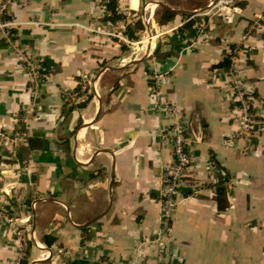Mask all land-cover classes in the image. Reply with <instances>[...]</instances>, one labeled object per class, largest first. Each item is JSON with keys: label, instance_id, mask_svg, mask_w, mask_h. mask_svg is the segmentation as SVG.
<instances>
[{"label": "crops", "instance_id": "crops-1", "mask_svg": "<svg viewBox=\"0 0 264 264\" xmlns=\"http://www.w3.org/2000/svg\"><path fill=\"white\" fill-rule=\"evenodd\" d=\"M107 2L15 0L6 11L0 214L14 224L0 219V264H264V129L237 135V101L218 67L242 48L236 71L264 118V0H117L116 22ZM215 2L236 9L233 22L217 8L192 15ZM162 11L174 17L159 25ZM128 30L148 38L146 55L131 51ZM17 50L38 66L36 88ZM153 73L191 153L162 249L152 241L173 155L170 118L151 107Z\"/></svg>", "mask_w": 264, "mask_h": 264}, {"label": "built area", "instance_id": "built-area-1", "mask_svg": "<svg viewBox=\"0 0 264 264\" xmlns=\"http://www.w3.org/2000/svg\"><path fill=\"white\" fill-rule=\"evenodd\" d=\"M14 1L15 0H3L0 3V35L6 40L9 38L12 27L14 26V23L7 17L6 11ZM213 8H217L218 16L222 22H233L236 9L230 6V4L227 2L215 3L212 9ZM210 11L199 15H205ZM258 26L259 24L256 23L254 27L251 26L250 30H256ZM91 32L95 33L99 31L97 29H92ZM196 32L203 42L208 41L204 25L199 23L196 26ZM118 37L123 42L129 43V41H127L125 38L120 36ZM131 43L134 44V42ZM241 49V47H234L231 49L228 55L229 67L225 70V74L229 78L234 97L237 101L236 117L238 124L237 135L239 137L248 136L255 130L260 131L264 129V118L259 117L253 111L254 99L246 91L244 84L240 80L236 71V58ZM16 54L18 59L24 65L32 87L36 88V85L41 78L38 66L33 60L29 59L23 51L17 50ZM150 79L152 82L150 87L152 110L160 115L162 114L170 118L173 155L172 163L164 167L162 171V182L158 191V200L160 203L159 222L161 227L158 234L152 241L159 249H162L164 247V238L170 235L172 230V216L178 205L180 196L179 183L191 162V153L189 148L190 141L188 139V127L183 120V116L174 108V106L166 102L162 94L161 86L163 82V76L158 73H153ZM35 206L36 204L33 203L32 208H35ZM1 218L4 220V222L10 225L14 224V220L12 218L6 217V215L2 216V214H0V219ZM15 233L17 238L20 240L21 246L24 247V231L16 228Z\"/></svg>", "mask_w": 264, "mask_h": 264}, {"label": "trees", "instance_id": "trees-1", "mask_svg": "<svg viewBox=\"0 0 264 264\" xmlns=\"http://www.w3.org/2000/svg\"><path fill=\"white\" fill-rule=\"evenodd\" d=\"M117 6H118L117 0H108V2L105 5L106 10L110 13V17H108V20L111 22H116V21L121 20L123 18L122 15L118 14ZM173 17H174L173 13H171L169 11H162L160 16H159V19H158V24L161 25V24L167 23L170 20H172ZM188 19L189 20L186 22L184 28H186V27L189 28L191 26H194V21H191L190 17H188ZM135 25H136L137 31H143L144 30V26L140 20H138L135 23ZM10 33H12V31ZM127 33L130 35L131 40L137 41L139 39L137 36H135L133 34L134 32L132 30H128ZM126 49L127 48L123 45L122 50L125 51ZM218 67H222L224 69H227L229 67L228 57L222 63H220L218 65ZM43 243L46 246H51V244L53 243V239H50L48 237H44Z\"/></svg>", "mask_w": 264, "mask_h": 264}, {"label": "rangeland", "instance_id": "rangeland-1", "mask_svg": "<svg viewBox=\"0 0 264 264\" xmlns=\"http://www.w3.org/2000/svg\"><path fill=\"white\" fill-rule=\"evenodd\" d=\"M149 35L150 34H147V36H149ZM139 42H142V43H139ZM147 42H148V38L146 39V36L143 35V37L141 39H138L137 41L134 42V45L131 46L132 47V50L131 51L132 52L134 51L135 54H136V56L138 54H142L143 51H145V55H146V53H147L146 52L147 51L146 46H148ZM143 46H145V47H143ZM140 47H142V50H141Z\"/></svg>", "mask_w": 264, "mask_h": 264}, {"label": "water", "instance_id": "water-1", "mask_svg": "<svg viewBox=\"0 0 264 264\" xmlns=\"http://www.w3.org/2000/svg\"><path fill=\"white\" fill-rule=\"evenodd\" d=\"M216 3V2H215ZM215 3L211 4L208 6L207 9L205 10H202V11H198V12H193L192 15H199V14H202V13H205V12H208L212 9V7L215 5ZM147 34H150V30H148V33Z\"/></svg>", "mask_w": 264, "mask_h": 264}]
</instances>
